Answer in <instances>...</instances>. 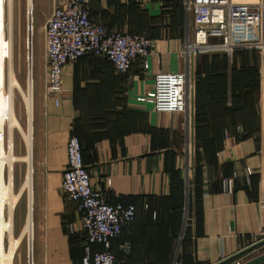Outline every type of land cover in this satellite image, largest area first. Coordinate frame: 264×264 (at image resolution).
Instances as JSON below:
<instances>
[{
	"label": "crops",
	"instance_id": "crops-1",
	"mask_svg": "<svg viewBox=\"0 0 264 264\" xmlns=\"http://www.w3.org/2000/svg\"><path fill=\"white\" fill-rule=\"evenodd\" d=\"M22 1L18 15L23 17L26 33V9L30 8L31 39L35 35L43 87L32 100V264H72L66 225L74 227L75 237H83L76 205L66 202L61 193L66 143L72 135L80 142L91 185L104 192L109 203L136 208L130 234L111 243L117 264H216L264 239V156L259 155L264 146V85L259 82L257 51L232 56L235 74L230 87L225 53L185 55L184 0H89V19L106 33H128L152 41L145 60L148 68L143 70L142 61H136L127 74L119 75L107 60L93 55L80 58L65 66L63 93L56 106L44 94L45 24L68 0ZM13 5L14 0L12 12ZM8 13L9 47L11 0ZM0 23L4 24L2 16ZM8 54L9 48L7 60ZM242 67L257 71L250 87L237 73ZM158 72L187 73L188 116L158 114L151 104L137 100L152 91ZM4 113L0 117L6 118L9 136L6 157L10 152L13 156L12 151L22 157L26 150L12 141L14 129L10 137ZM4 122L0 119L2 153ZM246 169L251 175H246ZM224 178L233 180L231 194L222 190ZM18 179L14 174L15 183L21 185ZM145 204L149 209H144ZM18 205L13 217L7 213L0 220V254L1 239L7 238L10 226L18 238L25 223L27 207L24 214ZM183 205L188 209L186 220ZM23 240L16 251L21 252ZM125 244H129L128 252ZM24 252L28 264L27 247ZM80 253L79 246L71 256L77 259Z\"/></svg>",
	"mask_w": 264,
	"mask_h": 264
},
{
	"label": "built area",
	"instance_id": "built-area-1",
	"mask_svg": "<svg viewBox=\"0 0 264 264\" xmlns=\"http://www.w3.org/2000/svg\"><path fill=\"white\" fill-rule=\"evenodd\" d=\"M26 2L29 4L30 0ZM7 3L8 0H0V15L3 5ZM88 3L89 0H68L52 12L45 24L44 94L56 106L63 93L64 68L80 58L93 55L107 60L119 75L126 74L136 61H142L143 70L148 68L145 60L150 55L152 41L128 33H106L89 19ZM183 7L187 15L183 46L185 55L221 51L231 62L236 49L257 50L261 59V84L264 85V0H184ZM31 33V11L27 6L26 61ZM188 80L186 72H158L154 75L152 91L137 100L151 104L158 114L188 116ZM26 83L28 85L27 62ZM30 83L33 88L32 71ZM238 134L239 137L244 135L241 128H238ZM259 155L264 156V146ZM66 159L61 193L66 202L76 205L80 215L84 238L82 264H115L114 255L110 251L111 243L122 232L129 230L134 221L135 208L133 205L109 203L104 192L91 185L80 142L74 135L67 140ZM251 173V170L246 169L247 176ZM186 174L188 183L189 165ZM110 185L111 180L107 179L106 186ZM221 186L223 191L231 194L232 178L222 179ZM187 213L186 207L185 219ZM66 230L69 235L76 234L70 224L66 225ZM93 246H100L102 250L93 251ZM124 248L128 252L129 244H125Z\"/></svg>",
	"mask_w": 264,
	"mask_h": 264
},
{
	"label": "rangeland",
	"instance_id": "rangeland-1",
	"mask_svg": "<svg viewBox=\"0 0 264 264\" xmlns=\"http://www.w3.org/2000/svg\"><path fill=\"white\" fill-rule=\"evenodd\" d=\"M10 2V0H9ZM12 3L13 0H11V44L10 46V53H11V70L13 72V76L15 79L18 81L20 84L23 93L27 92L28 85L26 83V48L24 45V40L23 37L26 39V33H25V27L22 26V21L23 17L22 15H18V10H19V5H23L22 0H14V5H13V12H12ZM8 3L7 5H3V10H2V18L3 22L5 24L0 23V112H7V109L9 108V100H8V92H9V59L7 60V50H8V44H7V38H8ZM19 17H18V16ZM32 79H33V92H32V100H33V95L35 96L36 91H38L42 87V76L37 70V61H36V37L32 36ZM238 50V49H236ZM245 50V49H243ZM246 50H253L257 51L254 49H246ZM9 56V54H8ZM229 62V60H228ZM231 62H229L230 64ZM231 65V64H230ZM261 81V75L259 74V82ZM10 110L13 112V115L15 116L16 120L19 122L21 129L24 133L28 132V116L26 112V107L25 103L23 100V97L21 93L18 92L16 88H12L11 91V104H10ZM0 119L4 120V131H3V154L0 155V159H4L7 154H8V130H7V124H6V118L0 117ZM15 140V143L19 145L21 150L25 151V155L22 157H18L14 155L13 151V157L20 159V158H25L27 155V148L25 144V139L23 138V135L21 132L17 129H14L13 131V136H12V141ZM5 144V148H4ZM13 149V147H12ZM16 154V153H15ZM27 163L26 162H21V161H16L12 164L11 167V182H12V193L13 195H16L21 187L24 184L26 175H27ZM14 174L16 177V180L19 178L21 180V185H18L15 183L16 181L14 180ZM18 179V181H19ZM9 183V164L7 161H0V199L2 198H7L8 197V186ZM27 202H28V196H27V191L24 190L22 195L20 196L19 200L17 201L14 209H13V214L15 211V208L17 204L22 205L24 208V214L26 211L27 207ZM18 205V206H19ZM22 206L19 207L17 216L22 218ZM18 208V207H17ZM8 213V206L4 205L0 207V220L3 218V215L6 214L7 217ZM27 216V214H26ZM13 217V216H12ZM26 220V219H25ZM21 224V220H20ZM3 225V223H2ZM24 226V225H23ZM2 227V226H1ZM2 236V235H0ZM8 236V234H7ZM6 236V237H7ZM13 239L15 236H13ZM23 239V238H22ZM20 244V243H19ZM1 246L3 247V252L0 255H3L6 252L7 249V238L1 239ZM27 247V242L26 239L22 241L21 244V252L16 251L14 253V259H13V264H27V256L25 254V250ZM24 250V251H23ZM264 252V246L259 249H255L254 251H250L246 253L245 255H242V258L236 259L234 262H230L228 264H242L245 263L246 261L262 254ZM33 258V257H32ZM264 264V263H263Z\"/></svg>",
	"mask_w": 264,
	"mask_h": 264
},
{
	"label": "bare ground",
	"instance_id": "bare-ground-1",
	"mask_svg": "<svg viewBox=\"0 0 264 264\" xmlns=\"http://www.w3.org/2000/svg\"><path fill=\"white\" fill-rule=\"evenodd\" d=\"M30 4V3H29ZM11 53H10V46H9V94H8V102H9V108L7 109V112L4 113L8 117L9 121V135L11 137V133L13 129H18L21 134L23 135V138L25 139L26 147H27V155L25 158H14L11 155V152L9 153V156L4 158L5 161H7L10 165V172H9V183H8V197L0 199V206L7 205L8 206V214L9 218L12 216L13 209L19 200L20 196L24 192V190L27 191V195L29 196L28 204H27V216L24 223V226L21 230V233L17 239H13L12 232H11V226L9 228L8 236H7V249L6 252L3 255H0V264H13L14 259V253L16 249L19 246L20 241L22 238L26 239L27 242V250H28V264H32L33 262V225H32V201H31V192H32V185H33V175H32V147H31V139H32V86L30 83L31 79V71H32V52H31V38L29 37V48H28V55H27V67H28V89L27 92L23 93V90L18 83V81L13 76V72L11 70ZM12 88H16L19 93H21L25 107L26 112L28 116V132L24 133L21 129V126L17 122L16 118L13 115V112L10 110V104H11V91ZM5 148V145H4ZM4 152V151H3ZM2 152H0V155ZM15 161H21L26 162L28 165V173L26 175L25 181L23 186L21 187L20 191L13 195L12 193V182H11V164Z\"/></svg>",
	"mask_w": 264,
	"mask_h": 264
},
{
	"label": "trees",
	"instance_id": "trees-1",
	"mask_svg": "<svg viewBox=\"0 0 264 264\" xmlns=\"http://www.w3.org/2000/svg\"><path fill=\"white\" fill-rule=\"evenodd\" d=\"M248 52H254L253 50H243V49H238V50H235L234 51V53H233V58H234V56L236 57V56H238V55H243V54H247ZM96 57V56H95ZM96 58H98V57H96ZM98 59H100V58H98ZM104 60V59H103ZM227 61V60H226ZM243 63H245V62H242V64ZM245 66V65H244ZM246 67V66H245ZM243 68L242 67V69L240 68V70L237 72V73H239V75L242 77V78H244L245 79V82H247L246 84L248 85V87H250L251 86V84H254V82H255V78H256V74H257V71H256V69H254V68H248V69H246V68ZM226 69H225V73H226V76H227V78H229V84H230V87H232V82H233V77H234V74H235V69L233 68V66H231L230 64H229V62H228V64H226V67H225ZM131 69V68H130ZM241 70H243L242 71V73H240L241 72ZM130 71V70H129ZM128 71V72H129ZM127 72V73H128ZM126 73V74H127ZM125 75V74H124ZM183 183V198H184V189H185V183H184V181L182 182ZM183 204H184V201H183ZM145 205H147V204H145ZM144 207V206H143ZM149 206L147 205V208H146V210L147 209H149L148 208ZM134 208H135V206H134ZM145 209V208H144ZM136 214H137V211H136V208H135V216H134V221H135V218H136ZM182 214H183V218L185 219V209H184V205L182 206ZM187 216H188V213H187ZM186 220V219H185ZM134 221L132 222V224H131V226H130V228H129V230L128 231H126V232H122L121 233V235L118 237V239H120L123 235H129L130 234V231H131V229H132V225H133V223H134ZM117 240V239H116ZM83 242H84V238L82 237L81 239H78L77 237H75V235H69V246H70V257H71V263L72 264H76L75 262L77 261L78 262V264H82V258H83V256H84V254H83V250H82V244H83ZM78 244H79V246H80V256H79V258H77L76 259V256L75 257H73L72 258V253L74 252V250L76 249V248H78L79 246H78ZM102 250V247H100V246H93V251H101ZM110 251H111V253L113 254V252H112V250L110 249ZM114 255V254H113ZM114 258H115V256H114ZM115 264H117V261H116V258H115Z\"/></svg>",
	"mask_w": 264,
	"mask_h": 264
},
{
	"label": "water",
	"instance_id": "water-1",
	"mask_svg": "<svg viewBox=\"0 0 264 264\" xmlns=\"http://www.w3.org/2000/svg\"><path fill=\"white\" fill-rule=\"evenodd\" d=\"M264 245V239L248 246L247 248L241 250L240 252H237L236 254L228 257V258H225L219 262H217L216 264H228L230 262H233L236 258L254 250L255 248H258L260 246ZM264 263V253L246 261L245 263H242V264H263Z\"/></svg>",
	"mask_w": 264,
	"mask_h": 264
}]
</instances>
